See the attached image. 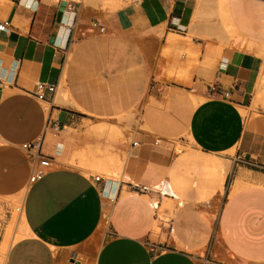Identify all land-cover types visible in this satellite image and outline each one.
Returning <instances> with one entry per match:
<instances>
[{
    "label": "crops",
    "instance_id": "crops-1",
    "mask_svg": "<svg viewBox=\"0 0 264 264\" xmlns=\"http://www.w3.org/2000/svg\"><path fill=\"white\" fill-rule=\"evenodd\" d=\"M69 1L0 0L3 264H264V0Z\"/></svg>",
    "mask_w": 264,
    "mask_h": 264
},
{
    "label": "rangeland",
    "instance_id": "rangeland-1",
    "mask_svg": "<svg viewBox=\"0 0 264 264\" xmlns=\"http://www.w3.org/2000/svg\"><path fill=\"white\" fill-rule=\"evenodd\" d=\"M74 1H80V6H82V7H84V5L89 4L91 6L99 5L102 8H104L107 6L118 7L120 5L125 4L128 1H131V0H74ZM93 1H95V2H93ZM200 1L203 3L205 2L206 6L204 5L202 7L204 13L205 12H208V13L212 12L213 17L219 18V21L223 25V28L225 30H227L229 26L225 21V17L223 14V7L220 4L221 0H200ZM209 9H210V11H209ZM206 10H208V11H206ZM221 19H222V21H221ZM229 29H230V27H229ZM92 173H93V175H99V176L102 175L101 172L95 171V170L92 171ZM21 201H22V199H21ZM20 204H21V202L17 198L15 203L12 204V206H10V209L8 211L6 210L5 212L0 213V253H1V247H2L3 243L7 242L9 245L12 240L17 239L22 234L23 225H22V216H21L20 210H19L20 206H21ZM3 260L0 261L1 264H3Z\"/></svg>",
    "mask_w": 264,
    "mask_h": 264
},
{
    "label": "built area",
    "instance_id": "built-area-1",
    "mask_svg": "<svg viewBox=\"0 0 264 264\" xmlns=\"http://www.w3.org/2000/svg\"><path fill=\"white\" fill-rule=\"evenodd\" d=\"M80 1H74L70 0L68 4V9L73 10L75 12L79 11L80 9ZM7 26V22H1L0 21V30H3ZM100 31H104L105 28L103 26L99 27ZM56 88V85L53 84H44V83H37L35 96L38 99H43L45 96V92H54ZM133 145H136L137 142L133 141ZM22 148L28 153L32 164L34 166V169L29 177V181L33 182L40 178L50 167H51V161L43 157L39 152V142L33 141L22 144ZM264 168V166H262ZM95 180H99V175L94 176ZM151 250H153V247H151Z\"/></svg>",
    "mask_w": 264,
    "mask_h": 264
},
{
    "label": "bare ground",
    "instance_id": "bare-ground-1",
    "mask_svg": "<svg viewBox=\"0 0 264 264\" xmlns=\"http://www.w3.org/2000/svg\"><path fill=\"white\" fill-rule=\"evenodd\" d=\"M21 197H19L18 198V200L21 202V206H20V212H21V216H22V201H21ZM18 209V208H17ZM23 216H22V224H23ZM8 243L6 242V243H3V245H2V247H1V253H0V261H2L3 259H4V254H5V252L7 251V249H8ZM0 264H1V262H0Z\"/></svg>",
    "mask_w": 264,
    "mask_h": 264
}]
</instances>
